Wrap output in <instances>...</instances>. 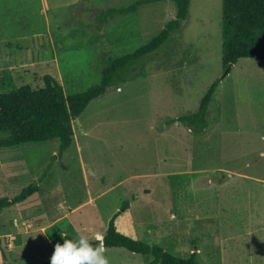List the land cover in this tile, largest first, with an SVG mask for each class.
<instances>
[{
  "label": "rangeland",
  "instance_id": "374dc122",
  "mask_svg": "<svg viewBox=\"0 0 264 264\" xmlns=\"http://www.w3.org/2000/svg\"><path fill=\"white\" fill-rule=\"evenodd\" d=\"M137 0H0V94L39 89L51 75L64 94L99 82L111 58L149 42L175 17L172 0L142 5L100 24L98 14ZM221 1L190 0L188 15L125 81L108 87L73 122L71 146L38 191L0 209L6 263L42 264L60 233L118 229L197 264H264V62L240 58L225 71ZM208 128L171 123L197 111L208 88ZM5 135L0 134V138ZM58 140L0 149V195L39 180ZM109 264L151 255L103 251Z\"/></svg>",
  "mask_w": 264,
  "mask_h": 264
},
{
  "label": "trees",
  "instance_id": "16d2710c",
  "mask_svg": "<svg viewBox=\"0 0 264 264\" xmlns=\"http://www.w3.org/2000/svg\"><path fill=\"white\" fill-rule=\"evenodd\" d=\"M160 0H137L125 8H110L98 14L100 24L108 22L117 14L134 13L142 5ZM176 5L175 17L169 20L161 31L149 42L131 53L114 57L101 69L98 83L87 90L65 95L62 86L51 76H43L44 86L33 89L22 86L8 94H0V149L29 142L58 140L56 156L48 163L39 180L34 181L14 196L0 195V209L21 204L38 191L39 182L47 175L55 157H62L71 146L74 136L73 122L84 112L93 100L104 95L108 87L116 82H124L126 77L136 71V66L148 55L164 45L171 34L180 29L188 15L190 0H172ZM221 57L224 70L240 58H250L264 62V0H222L221 1ZM217 87L214 82L203 95L196 112L171 120L181 123L192 133L202 134L208 128V106ZM129 207L123 202L120 211L110 219L102 240L89 239L94 246L103 250L124 249L139 255H151L147 264H197V253L181 258L165 250L159 244H149L121 232L116 219L122 210ZM66 238H73L67 236ZM4 262L9 261L8 253L0 247ZM42 264H50V258Z\"/></svg>",
  "mask_w": 264,
  "mask_h": 264
},
{
  "label": "clouds",
  "instance_id": "9594fccd",
  "mask_svg": "<svg viewBox=\"0 0 264 264\" xmlns=\"http://www.w3.org/2000/svg\"><path fill=\"white\" fill-rule=\"evenodd\" d=\"M63 243H57L50 257V264H109L103 253V248L94 246L84 234L76 238H66V232L60 233ZM102 240V236H97Z\"/></svg>",
  "mask_w": 264,
  "mask_h": 264
},
{
  "label": "crops",
  "instance_id": "0c3cea01",
  "mask_svg": "<svg viewBox=\"0 0 264 264\" xmlns=\"http://www.w3.org/2000/svg\"><path fill=\"white\" fill-rule=\"evenodd\" d=\"M104 251V250H103Z\"/></svg>",
  "mask_w": 264,
  "mask_h": 264
}]
</instances>
